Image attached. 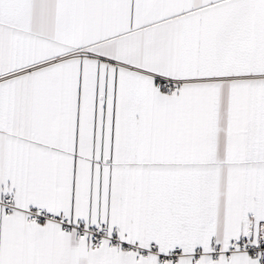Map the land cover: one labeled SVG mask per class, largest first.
Masks as SVG:
<instances>
[{
	"label": "snow or ice",
	"instance_id": "1",
	"mask_svg": "<svg viewBox=\"0 0 264 264\" xmlns=\"http://www.w3.org/2000/svg\"><path fill=\"white\" fill-rule=\"evenodd\" d=\"M0 264H264V0H0Z\"/></svg>",
	"mask_w": 264,
	"mask_h": 264
}]
</instances>
